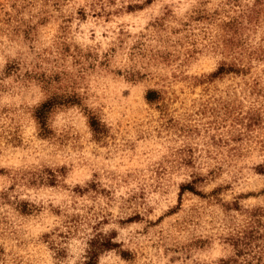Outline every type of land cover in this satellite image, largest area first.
<instances>
[{"label": "clouds", "instance_id": "1", "mask_svg": "<svg viewBox=\"0 0 264 264\" xmlns=\"http://www.w3.org/2000/svg\"><path fill=\"white\" fill-rule=\"evenodd\" d=\"M0 264H264V0H0Z\"/></svg>", "mask_w": 264, "mask_h": 264}]
</instances>
